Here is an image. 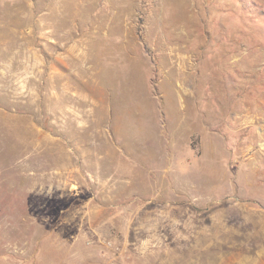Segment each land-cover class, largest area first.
Wrapping results in <instances>:
<instances>
[{"label": "rangeland", "instance_id": "rangeland-1", "mask_svg": "<svg viewBox=\"0 0 264 264\" xmlns=\"http://www.w3.org/2000/svg\"><path fill=\"white\" fill-rule=\"evenodd\" d=\"M252 2L0 0V264H264Z\"/></svg>", "mask_w": 264, "mask_h": 264}, {"label": "trees", "instance_id": "trees-1", "mask_svg": "<svg viewBox=\"0 0 264 264\" xmlns=\"http://www.w3.org/2000/svg\"><path fill=\"white\" fill-rule=\"evenodd\" d=\"M3 4V3H1ZM251 4V3H250ZM253 7L257 8V9H260L261 13L264 14V9L259 6V4L257 2H252L251 4V8L253 9ZM195 9V20L193 23H189V28H187V34H186V37H188V44L191 45V43L193 42V45H194V50H199V53H200V56L202 55H205L206 53L208 54V50L210 49L209 48V40H210V32L208 30V24H207V15L205 14H201V10L199 11L198 8H194ZM118 14L115 15V18H114V21L113 23L111 24V28L115 25H117L118 23ZM192 26V27H191ZM113 30V29H112ZM110 31L108 30V40L110 39H115L116 41H119V38L116 34H114L113 31ZM117 62L115 63H121L123 64V62H120L118 61V58L115 59ZM127 63V61H125ZM120 64V69L122 72L125 73V71L128 70V73H129V77H128V74L122 76L119 72V75L118 76H122V78H117L115 76V78L113 79L114 80V84L120 89L119 91L117 90L116 91V97L118 99H120L121 97H123V95H125V89H124V85H125V81L126 80H129V81H133L134 80V77H135V70L134 68H127L126 67V64H123L126 68L124 69L123 71V68ZM103 66H107V64H102L101 63L99 64V68L97 67V74L98 76L97 77H100L102 79V82L106 81L108 78H111V75L110 74H107V70L105 68H103ZM109 66V65H108ZM111 67H113V65L111 64ZM131 67V66H130ZM117 69H119V66L117 65L116 66ZM110 75V76H109ZM254 75H250L249 76V83H252L251 80H252V77ZM244 82L246 81V79H243ZM253 81V80H252ZM124 83V85H123ZM112 99H114V96L112 97Z\"/></svg>", "mask_w": 264, "mask_h": 264}, {"label": "crops", "instance_id": "crops-1", "mask_svg": "<svg viewBox=\"0 0 264 264\" xmlns=\"http://www.w3.org/2000/svg\"><path fill=\"white\" fill-rule=\"evenodd\" d=\"M23 176H25V173L23 174ZM0 178H1V175H0ZM3 178L6 179L4 176H3ZM4 179H3V181H4ZM0 182H1V180H0ZM12 189H13L14 192H30V191H35L36 186L35 185H24V184L23 185L14 184L12 186ZM40 189H42L44 191V187L40 188ZM1 209H3V204L1 205ZM0 218H1V221H2L4 219V216L1 214Z\"/></svg>", "mask_w": 264, "mask_h": 264}]
</instances>
